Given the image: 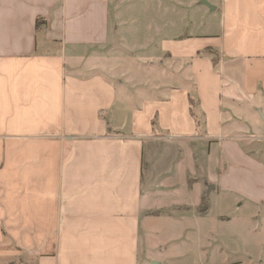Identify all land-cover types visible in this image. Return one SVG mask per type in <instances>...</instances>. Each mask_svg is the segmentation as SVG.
Listing matches in <instances>:
<instances>
[{
    "label": "crops",
    "instance_id": "1",
    "mask_svg": "<svg viewBox=\"0 0 264 264\" xmlns=\"http://www.w3.org/2000/svg\"><path fill=\"white\" fill-rule=\"evenodd\" d=\"M115 1L0 0V264H178L191 243L207 264L213 201L260 223L264 0H171L164 26L113 28Z\"/></svg>",
    "mask_w": 264,
    "mask_h": 264
},
{
    "label": "rangeland",
    "instance_id": "2",
    "mask_svg": "<svg viewBox=\"0 0 264 264\" xmlns=\"http://www.w3.org/2000/svg\"><path fill=\"white\" fill-rule=\"evenodd\" d=\"M118 0H116L114 3H111L110 5V15L112 20V27L113 28H119L118 26V18H123L124 16L131 15V16H138V17H145V15H148L149 13H155L158 17V24L165 25V20L169 16V11L171 5V0H152L153 5L149 6V3H144L141 0H130L129 2H125L124 4L116 3ZM156 5V6H155ZM156 8V9H155ZM134 21V20H133ZM130 27L138 26V31L136 33L137 37H139L143 43L145 41V19L141 18L139 19L136 24L131 21L129 24ZM162 26V27H163ZM111 27V29H112ZM122 32V31H121ZM128 35L134 36L135 31L127 30ZM113 34V30H111V35ZM132 40H136V37H129V42ZM139 40V39H137ZM155 51V50H154ZM153 51V52H154ZM156 54V52H154ZM159 52L157 53V57ZM161 55V53H160ZM126 64L127 69H125L124 73H127V76L129 75L136 78V77H146L149 75H152L154 77H166L169 80L174 79L175 82L178 81L179 78L182 76L180 75H172L173 72L172 68L164 69L156 68L152 69H143L140 73L136 74V69L129 64L130 62H127ZM152 70V71H151ZM184 73H186V69L184 70ZM137 75V76H136ZM178 85V82H177ZM143 94L148 95L147 91H142ZM199 118L201 120V116L199 115ZM159 152L161 153L162 160L165 158H169L172 156L173 153L177 152L175 150L172 151L171 147H159ZM179 153V152H178ZM174 155V154H173ZM148 160V159H147ZM167 161V159L165 160ZM165 161L160 164L159 168L164 169ZM205 206L207 208L208 201H204ZM212 208L207 214V217L204 218L203 224L205 229V234L207 237L206 240V246L208 248H211L210 251L207 252V254H203L205 257V262L207 264H264V260L262 259V256L264 254V213L262 214V217H260L259 225L254 231L253 225L250 224L248 219H245L244 216L249 215L246 213L247 210L243 208V210L236 211L235 208H231L229 205H225L224 203H216L213 201ZM219 215H227L231 216L233 215V218H231V221L235 220V217H239L240 225H231L229 222L227 223H221L217 219ZM222 216L221 219L225 220L228 219V217ZM255 225V224H254ZM167 229H163L162 232H165ZM190 236V233L187 234ZM162 240V237L157 236L153 241L156 244L155 251H159V242ZM223 250L221 252L217 251V246H222ZM185 248L188 249L189 253L186 257L180 258L177 260L178 264H199L200 260L197 258V248L196 244L191 243L190 245H184ZM261 253V254H259ZM259 254V258H256L255 256ZM185 255V254H184ZM209 259V260H207Z\"/></svg>",
    "mask_w": 264,
    "mask_h": 264
},
{
    "label": "trees",
    "instance_id": "3",
    "mask_svg": "<svg viewBox=\"0 0 264 264\" xmlns=\"http://www.w3.org/2000/svg\"><path fill=\"white\" fill-rule=\"evenodd\" d=\"M40 21V20H39ZM39 21H38V19H37V21H36V26L38 27V25H39ZM207 53H209L210 55H211V60H212V62H213V64L214 65H216L217 64V62H218V56H217V54L215 53V51L213 50V49H208L207 50ZM189 102H190V111H191V113H192V115L195 117V119H196V122H197V124H201V120H200V118H199V113H198V111H197V109H196V101L192 98V97H189ZM205 210L206 209V206H205V203H204V200H203V202H202V204H201V210Z\"/></svg>",
    "mask_w": 264,
    "mask_h": 264
},
{
    "label": "water",
    "instance_id": "4",
    "mask_svg": "<svg viewBox=\"0 0 264 264\" xmlns=\"http://www.w3.org/2000/svg\"><path fill=\"white\" fill-rule=\"evenodd\" d=\"M206 4H207V3H206ZM207 5H208V4H207ZM113 47L121 48V47H119V45H118V43H117V37H114Z\"/></svg>",
    "mask_w": 264,
    "mask_h": 264
}]
</instances>
